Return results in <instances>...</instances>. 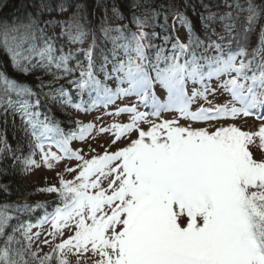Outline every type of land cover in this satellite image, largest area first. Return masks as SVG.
I'll return each mask as SVG.
<instances>
[{
    "label": "snow or ice",
    "instance_id": "obj_1",
    "mask_svg": "<svg viewBox=\"0 0 264 264\" xmlns=\"http://www.w3.org/2000/svg\"><path fill=\"white\" fill-rule=\"evenodd\" d=\"M25 10L0 24V178L58 182H0V264H264V0Z\"/></svg>",
    "mask_w": 264,
    "mask_h": 264
},
{
    "label": "trees",
    "instance_id": "obj_2",
    "mask_svg": "<svg viewBox=\"0 0 264 264\" xmlns=\"http://www.w3.org/2000/svg\"><path fill=\"white\" fill-rule=\"evenodd\" d=\"M243 2V0H241ZM31 0H0V24H8L15 22L17 20H22L26 18L27 12L25 6L30 4ZM94 6V0H93ZM91 10V9H90ZM71 111V110H68ZM74 113V112H73ZM74 119H77L73 117ZM67 127V125H65ZM7 138L9 142L15 143L12 139V131L9 130L7 133ZM24 172L17 171L15 175H9L3 178H0V182L7 183L11 181L10 191L12 202L24 203L29 202L35 204L36 202L44 201H54L55 197L49 198L41 196V192L38 191L40 186H29L23 179ZM26 198V200H23ZM6 197L0 195V201L5 200ZM48 210H51L49 208ZM43 209H35L32 213V216L35 217L38 213L42 214Z\"/></svg>",
    "mask_w": 264,
    "mask_h": 264
},
{
    "label": "rangeland",
    "instance_id": "obj_3",
    "mask_svg": "<svg viewBox=\"0 0 264 264\" xmlns=\"http://www.w3.org/2000/svg\"><path fill=\"white\" fill-rule=\"evenodd\" d=\"M98 113H93L90 115H82L79 116V119L82 122H90L93 118V115H97ZM107 122H111V120H108ZM240 126L244 128L245 130H254L256 126H258V121L253 120L252 118H241L240 121ZM78 142H73L72 147H75ZM55 150V149H53ZM36 159L38 160L39 157L37 156ZM65 178L70 179L71 176L65 174ZM24 180L29 186H40V187H45L50 184L57 183V178L55 175V171H49L45 169L44 167L40 168H34L28 172H25ZM41 196L44 197H52L54 196L53 194H48V193H41ZM45 251H47V248H45Z\"/></svg>",
    "mask_w": 264,
    "mask_h": 264
}]
</instances>
